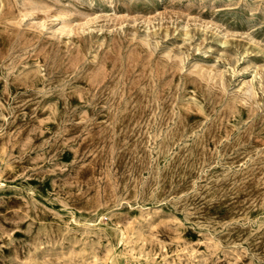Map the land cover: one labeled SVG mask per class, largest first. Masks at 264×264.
I'll use <instances>...</instances> for the list:
<instances>
[{"label":"rangeland","instance_id":"obj_1","mask_svg":"<svg viewBox=\"0 0 264 264\" xmlns=\"http://www.w3.org/2000/svg\"><path fill=\"white\" fill-rule=\"evenodd\" d=\"M0 264H264V0H0Z\"/></svg>","mask_w":264,"mask_h":264}]
</instances>
